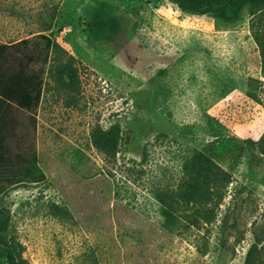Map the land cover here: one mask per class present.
<instances>
[{
	"label": "rangeland",
	"instance_id": "1",
	"mask_svg": "<svg viewBox=\"0 0 264 264\" xmlns=\"http://www.w3.org/2000/svg\"><path fill=\"white\" fill-rule=\"evenodd\" d=\"M19 73L40 95L1 122L0 236L27 261L264 264V5L0 0V77ZM200 157L232 182L186 204Z\"/></svg>",
	"mask_w": 264,
	"mask_h": 264
},
{
	"label": "trees",
	"instance_id": "2",
	"mask_svg": "<svg viewBox=\"0 0 264 264\" xmlns=\"http://www.w3.org/2000/svg\"><path fill=\"white\" fill-rule=\"evenodd\" d=\"M188 7L192 9H198L203 6H208L210 9L216 12L231 10L234 12H238L242 10L246 5L249 4H258L264 5V0H180ZM27 40H22L19 43H25ZM40 92L36 94V96H32L31 89L28 86L27 79L21 74H17L12 78L0 77V130H2V121L4 119L5 114H7L11 104L16 103L19 107L25 108L30 107V102L33 100L39 99ZM4 140L5 136L0 135V140ZM94 142L95 145L103 151L116 152L118 149V140L117 133L115 132V128L109 130L107 132H96L94 133ZM194 156H203L198 155L196 152ZM0 160L5 161L3 156H0ZM190 160L186 162L185 168L187 169L190 164ZM193 171L195 172L196 180L195 184L192 186L188 185L186 188L179 189L177 195L181 198L186 199L185 203L187 204L189 201H196L203 197L206 192L210 191V187H208L209 182H213L214 186L212 187V194L217 198H223L224 191L222 188H227L228 185L232 182L231 174L223 170L217 164H215L212 160H208L205 157L197 158L195 164H193ZM205 174V178H202L200 175ZM199 179H198V177ZM212 178V180H211ZM203 179V181H202ZM221 180L220 184L217 183L218 180ZM219 180V181H220ZM20 182V181H18ZM216 189V191L214 190ZM210 193V194H211ZM209 194V195H210ZM165 203V202H164ZM8 227L7 225L3 227L4 235L0 236V244L7 251V258L9 264H31L27 261L24 254V246L12 239V237L7 233Z\"/></svg>",
	"mask_w": 264,
	"mask_h": 264
}]
</instances>
